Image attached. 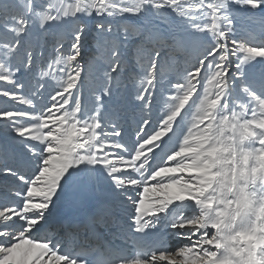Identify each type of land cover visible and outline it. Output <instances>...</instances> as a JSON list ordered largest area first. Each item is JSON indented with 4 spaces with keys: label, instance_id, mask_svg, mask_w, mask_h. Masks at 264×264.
Instances as JSON below:
<instances>
[{
    "label": "snow or ice",
    "instance_id": "snow-or-ice-1",
    "mask_svg": "<svg viewBox=\"0 0 264 264\" xmlns=\"http://www.w3.org/2000/svg\"><path fill=\"white\" fill-rule=\"evenodd\" d=\"M0 264H264V0H0Z\"/></svg>",
    "mask_w": 264,
    "mask_h": 264
}]
</instances>
